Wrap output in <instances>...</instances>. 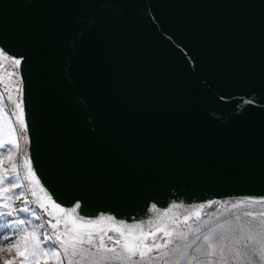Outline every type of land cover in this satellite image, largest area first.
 Listing matches in <instances>:
<instances>
[{
  "label": "water",
  "instance_id": "water-1",
  "mask_svg": "<svg viewBox=\"0 0 264 264\" xmlns=\"http://www.w3.org/2000/svg\"><path fill=\"white\" fill-rule=\"evenodd\" d=\"M27 153L77 215L264 197V0H0Z\"/></svg>",
  "mask_w": 264,
  "mask_h": 264
},
{
  "label": "snow or ice",
  "instance_id": "snow-or-ice-1",
  "mask_svg": "<svg viewBox=\"0 0 264 264\" xmlns=\"http://www.w3.org/2000/svg\"><path fill=\"white\" fill-rule=\"evenodd\" d=\"M4 60L16 68L21 64L20 59L0 50V65ZM0 85V217L30 212L28 206H15L16 201L35 204L50 217L55 216V223L51 219L46 222L50 232L45 223L29 227L31 219L11 220L8 227L12 232L0 238V242H6L0 252L14 251L15 256L3 264H264V198L238 200L229 209L260 205V211L231 216L225 213L223 219L206 220L198 227L189 221L200 222L202 209L217 203L225 209L226 203L212 200L207 205L185 208L183 220H171L170 224L164 218L183 205L173 203L163 212L152 205L151 211L158 213L155 219L132 224L104 214L85 219L77 215L79 203L67 209L61 207L41 185L31 158L25 156L19 164L16 162L20 137L29 143L23 81L18 72L8 73L7 77L0 72ZM6 162L10 167H4ZM16 189H25L35 199L29 200L24 191L14 194ZM49 206L52 211H48ZM31 216L41 220L35 210Z\"/></svg>",
  "mask_w": 264,
  "mask_h": 264
},
{
  "label": "rangeland",
  "instance_id": "rangeland-1",
  "mask_svg": "<svg viewBox=\"0 0 264 264\" xmlns=\"http://www.w3.org/2000/svg\"><path fill=\"white\" fill-rule=\"evenodd\" d=\"M0 72H2L3 75H5L7 77L8 73L18 72V68H16L14 65L9 64V62L7 60H4L2 65H0ZM18 74H19V72H18ZM19 78H20V75H19ZM11 79L14 80L15 77H13ZM11 86H12L11 82H9V87L11 88ZM0 90H2V89H0ZM5 101H6V97H5ZM7 107H10V104H8ZM18 142H19V145H20V151L16 155V162L19 164L23 157L28 156V153H27V144L24 143V140H23L22 136L20 137ZM4 167H10V162H6L4 164ZM21 175H23L22 171H21ZM25 183H27V182H25ZM21 191L25 192V195L27 196V198L29 200L35 199L34 197L31 196V193L26 191L25 189H16L14 191V194L18 193V192H21ZM38 195L42 197L43 193H40L38 191ZM220 202L226 203L227 207L225 209H220L219 205H218V206H216L213 209H207V210L201 211L202 215H201L200 222H195L193 220V221H189V223L192 224L193 227H198L201 223H203L206 220L215 221L218 218L219 219H223L225 213H227L229 216H231V215H234V214H241L242 215V213L244 211H260L261 210V206L260 205H256L254 207H246V208H241V209H237V210H234V211H229L231 203H234L233 200L232 199H226V200H223V201H220ZM15 206H18V207L28 206L30 208V212L29 213H20L18 216H15V217H0V238H2V236L4 234H9V235L11 234L12 229H10L8 227V224L13 219H31L32 220V224L29 227H34L35 225L40 224V223H45L46 224V222L49 219H51L52 222L55 223V216L50 217L47 214V212H45L43 209H40L35 204L24 205V204L20 203L19 201H16L15 202ZM32 210H35L36 213L41 216V220L37 221V220H35V218L33 216H31V211ZM48 211H52L50 206L48 208ZM185 214H187V213L186 212L182 213V214L174 213L173 215L167 217L165 219V221L168 222L169 224L171 223V220L182 221L183 220V216ZM120 221H122V220H120ZM123 222L128 223V224H132V223H129L127 221H123ZM105 223H107V222H105ZM62 228H63V225H61V229ZM46 230L49 231V232L51 231V228L48 227L47 224H46ZM183 230L187 231L188 229L185 227ZM40 231H44V230H40ZM109 235H113V233H109ZM4 244H6V242H0V247L4 246ZM13 256H15V252L14 251L11 254H9L7 252H0V264H3V261L5 259H12Z\"/></svg>",
  "mask_w": 264,
  "mask_h": 264
},
{
  "label": "bare ground",
  "instance_id": "bare-ground-1",
  "mask_svg": "<svg viewBox=\"0 0 264 264\" xmlns=\"http://www.w3.org/2000/svg\"><path fill=\"white\" fill-rule=\"evenodd\" d=\"M6 97V96H5ZM6 100H7V97H6ZM260 198H264V197H235V198H226V199H232L233 200V202H236V201H238V200H242V199H260ZM226 199H220V200H215V201H218V202H220V201H223V200H226ZM203 204H205V205H207V203H203ZM219 204L217 203V204H212V206L211 207H205L204 209H202L201 211H204V210H207V209H213V208H215L216 206H218ZM157 207V206H156ZM171 207V206H170ZM185 208H187V207H185V206H183V207H181V208H178V209H174L173 210V212L172 213H169V216H171V215H173L174 213H179V214H182V213H185ZM157 209L159 210V212H163V211H165V210H167V209H160V208H158L157 207ZM152 218L151 219H155L156 217H157V215H158V213L157 212H153L152 211ZM168 216V217H169ZM167 217H165L164 218V220L166 219ZM97 219V218H96ZM150 220V219H149ZM118 221V220H117ZM148 221V220H147ZM147 221H145V223L147 222ZM129 223H131V222H129ZM135 223H138V222H135Z\"/></svg>",
  "mask_w": 264,
  "mask_h": 264
},
{
  "label": "built area",
  "instance_id": "built-area-1",
  "mask_svg": "<svg viewBox=\"0 0 264 264\" xmlns=\"http://www.w3.org/2000/svg\"><path fill=\"white\" fill-rule=\"evenodd\" d=\"M3 88V86L2 85H0V89H2ZM6 96V95H5ZM8 108H11V105H10V107H8Z\"/></svg>",
  "mask_w": 264,
  "mask_h": 264
}]
</instances>
